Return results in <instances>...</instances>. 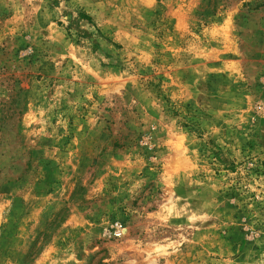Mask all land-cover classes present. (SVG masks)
I'll return each mask as SVG.
<instances>
[{"label": "rangeland", "instance_id": "rangeland-1", "mask_svg": "<svg viewBox=\"0 0 264 264\" xmlns=\"http://www.w3.org/2000/svg\"><path fill=\"white\" fill-rule=\"evenodd\" d=\"M0 264H264V0H0Z\"/></svg>", "mask_w": 264, "mask_h": 264}, {"label": "trees", "instance_id": "trees-1", "mask_svg": "<svg viewBox=\"0 0 264 264\" xmlns=\"http://www.w3.org/2000/svg\"><path fill=\"white\" fill-rule=\"evenodd\" d=\"M82 15L84 16V14H82ZM82 15H81V17H82ZM85 17H87V19L91 20L89 16H85Z\"/></svg>", "mask_w": 264, "mask_h": 264}]
</instances>
